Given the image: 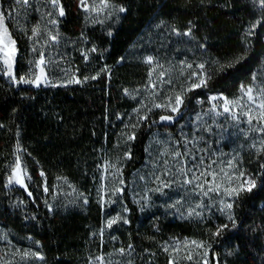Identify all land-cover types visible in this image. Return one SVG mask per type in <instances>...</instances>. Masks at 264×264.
I'll use <instances>...</instances> for the list:
<instances>
[{"label": "trees", "instance_id": "1", "mask_svg": "<svg viewBox=\"0 0 264 264\" xmlns=\"http://www.w3.org/2000/svg\"><path fill=\"white\" fill-rule=\"evenodd\" d=\"M71 1L63 0L68 14ZM110 2L125 11L118 12L110 29L89 30L87 39L95 58L89 63L76 60L82 83L34 86L0 76V229L4 241L22 253L39 249L44 264H91L87 249L91 244L99 246L107 209L117 201L107 194L103 180L104 167L111 162L119 165L123 181L119 200L127 209L123 213L128 221L121 222L117 236L124 246H132L133 264H147V254L162 233L209 241V264H264V152L237 144L240 161L254 172L256 187L234 197L231 209L202 219L152 218L134 194L142 182L138 172L157 134L176 133L195 108L196 99L206 100L210 94L235 97L264 65V8L257 0ZM258 20L261 23L248 36ZM189 29L191 34L184 35ZM77 37L70 35L73 40ZM157 46L166 49L164 59L178 51L182 57H193L192 62L205 64L210 76L206 87L185 95L179 113L153 107L133 90V83L147 75L149 64L144 58ZM73 47V42L67 44L68 50ZM136 51L139 58L134 56ZM239 56L244 59L227 72L216 70L219 65L214 61L223 63ZM23 57L21 52L16 60L17 79L26 68ZM95 64L101 66L100 74L92 70ZM52 72L60 73L58 67L54 71L48 67L50 76ZM162 116L173 119L162 121ZM133 134L135 139L129 140ZM17 155L31 180H25L26 188L8 189L5 179ZM61 190L82 194L81 206L49 208L42 194ZM222 225L227 227L214 235ZM30 257H21L20 264H32Z\"/></svg>", "mask_w": 264, "mask_h": 264}, {"label": "rangeland", "instance_id": "2", "mask_svg": "<svg viewBox=\"0 0 264 264\" xmlns=\"http://www.w3.org/2000/svg\"><path fill=\"white\" fill-rule=\"evenodd\" d=\"M87 4L89 5L88 10L81 6L80 0H72L69 6L71 13L68 14L63 0H59V3L55 6L51 0H29L26 5L23 3L17 4L16 0H0V12H3L7 17L5 23L12 39L16 42L17 51L13 58V74L15 75L16 60L20 57V53L24 52L25 57L23 59L26 62V68L22 76L27 79H34L35 75L40 74V67L37 66L36 62L43 53L45 64L42 67L44 68L46 81L40 85L67 86L71 84L68 83L69 80L78 79L77 74L80 68L76 60L81 61L82 59L83 63H89L92 61L91 58H95L93 56L95 52L91 51L93 49L92 42L87 39L89 30L97 28V26L110 29L112 21L118 15V7L113 2H110L109 7L99 12L91 11V8L93 6L99 8L101 0H87ZM60 8L64 10L63 16L59 15ZM34 26L39 28L36 35H33L32 31ZM70 35L78 37L73 40ZM53 36L56 37L55 40H52ZM17 40L22 44L25 43V47H19ZM69 42L74 43V47L70 50L67 48ZM151 50L152 55L149 54L146 57H153V61L149 64L147 75L133 83L134 93L139 96V99L152 106L154 104L168 105L170 102L174 106L177 94L191 88L193 83H198L197 79L192 77V73L198 70L196 68L198 61L192 62L193 57H182L183 55L181 56L179 51L169 53V58L164 59L163 56L167 52L162 46H157L156 49ZM85 54H87V59H85ZM3 55V52H0V69H3V71H0V76L15 82L4 74L7 69L3 65ZM134 56L139 58V51H136ZM195 62L197 65H195ZM188 65H192V67L189 68ZM48 67L51 71L58 67L60 73L52 72L50 76ZM100 67L99 64H95L92 70L96 74H100ZM150 72H152L151 76H149ZM161 72L164 73L163 77L160 76ZM254 75L257 78L254 80L252 77L251 82L245 84V86L251 85L257 90L264 87V65ZM161 80L170 81V83H161ZM243 95L240 88L235 97L227 98L233 100ZM212 96L226 97L222 94H210L206 100L196 99L195 108L187 115L185 122L176 133L162 131L152 140L147 161L138 172L142 182L134 192L137 200L147 206L150 217L197 218L188 216V212L195 208L197 212L201 213L199 218L202 219L209 214L221 211L220 209L224 207L221 203L222 200L232 203L234 197L224 196L223 189H221L219 195L211 193L209 196H203L199 190H195V183L192 185L182 183L184 179L191 178L193 172L199 174L200 171L208 169L209 165L211 168L208 170L220 173V169L225 168L227 162L236 157V168L235 170L227 169L229 174L239 176L240 171H243L245 177L255 180L254 172L247 169L245 163L240 161L237 151L239 146L237 144L256 150L252 145L259 146L260 141L264 139V132L253 130L254 127L260 126L257 120L253 119L252 123L249 124L248 117L242 114L252 108L251 114L255 117L258 113L259 99L256 100L255 104H252L247 101V97H244L242 104L230 106V111L225 113L223 111V100H210L209 98ZM213 104L217 106L216 109L209 111L212 109ZM163 108L171 109V107ZM198 115L200 119H197ZM174 152H180L181 156H174ZM201 159L203 160L202 164L200 163ZM165 161H167V164H165ZM14 163L15 161L12 165ZM23 165L25 164L23 163ZM118 166V164L110 162L104 167L103 180L107 194L116 198L117 201L107 209V215L101 229L103 237H101L99 246L91 244L87 249L88 260L91 264H133L134 261V251L129 246H124L123 241L119 240L117 236L119 225L123 220L107 227V222L118 215L124 218L123 212L125 210L121 200H119L121 192H115L116 189L123 188ZM181 167L186 170L185 173L177 171ZM188 169H193V172H187ZM10 175L11 169L5 179L8 189L18 185L8 184ZM27 176L30 177L28 169ZM157 176L163 182H171L172 186L164 188L163 192L155 191L156 188L162 186L160 181L156 180ZM245 177H240L239 181L234 179L232 186L238 187ZM25 180L30 181L31 179ZM70 189H67V191ZM42 198L49 208L59 211L79 208L82 194H65V191L61 190V192H53L52 194L44 193ZM177 201H180V203L177 204ZM198 204L202 207L197 208ZM170 205H175V207H170ZM0 237H3L1 229ZM185 239L201 241L204 244V248L196 250L192 261L184 258L188 249L182 248L179 252H172L171 249L165 251L166 244ZM4 240V237L0 238V264H20V258L23 257L21 249ZM156 240L153 245L154 250L149 251L147 254V264H170V260H175L176 264H204L205 260L209 261L208 253L211 243L207 240L177 235L170 236L166 233L160 234ZM120 249H124V252L121 253ZM205 251L207 256L204 255ZM31 253H39V256L42 257L37 248L32 249ZM31 257L32 264H44L42 259L37 256L31 255ZM96 257H101V259L97 260Z\"/></svg>", "mask_w": 264, "mask_h": 264}, {"label": "snow or ice", "instance_id": "3", "mask_svg": "<svg viewBox=\"0 0 264 264\" xmlns=\"http://www.w3.org/2000/svg\"><path fill=\"white\" fill-rule=\"evenodd\" d=\"M52 4L55 6L59 3V0H51ZM255 3L256 0H253ZM259 6L261 8H264V0H258ZM17 4L23 3V4H28L29 0H16ZM80 4L82 7H84L86 10H88L89 5L87 4V0H80ZM110 6V0H101V6L99 8L93 6L91 8V11H96L99 12L103 10L104 8H107ZM118 12H124L125 8L120 6L117 8ZM59 15L63 16L64 15V10L63 8H60ZM7 17L4 15L3 12H0V52H3V65L6 67L7 71L4 73L5 75L9 76L13 81L17 83H24V84H33L36 86H39L42 82L46 81V77L44 76V68L42 67L45 64V59H44V54L41 53L40 59L36 62L37 66L40 67V74L35 75L34 79H27L25 76H20L18 79L17 77L13 74V58L16 55V47H15V40L12 39L9 30L7 28V25L5 23ZM55 23V21H53ZM261 21H257L255 24L251 26V29L248 30L246 33L248 36L253 35V31L257 24H260ZM33 35H36L39 32L38 26L33 27ZM175 31V29H173ZM191 34V29L188 30V32H185L184 35H190ZM31 39V37H29ZM56 37L53 36L52 40H55ZM35 51V49H33ZM91 51H95V49H91ZM87 54H85V59H87ZM243 56H239L234 60H230L227 62L221 63L220 61H214L213 63H216L219 65V67L216 69L218 72H227L229 69L235 67L236 64H238L241 60H243ZM153 61V57H146L145 58V63L151 64ZM189 68L192 67V65H188ZM199 71H194L192 73V77H195L198 80V83H193L191 85V88L185 89L183 92L177 94L175 96V101H174V106H172L171 102L168 105H160V104H154L153 107H171V111L173 113H179L180 111V106L184 104V99H185V94L187 91H191L192 89L195 88H200V87H206L208 79L210 78L208 71L206 70L205 64H199L196 66ZM0 71H3V69H0ZM103 71V70H102ZM152 75V72L149 73V76ZM160 76L163 77L164 73L161 72ZM257 77L254 75L253 79L255 80ZM89 77H85L84 80H88ZM91 79H96V77H91ZM83 81L80 79H72L69 80L68 83H82ZM161 83H170V81H164L161 80ZM127 92V90H125ZM241 91L243 92V96L235 98L233 100H229L227 97H217V96H212L209 99L216 101V100H223V111L225 113L230 111V106L242 104L244 97H247V101L255 104L256 100L259 99V104H258V113L255 117L251 114L253 109L249 108L248 111L243 112L242 114L248 117V123L251 124L253 119H256L258 124H260L259 127H254V131L257 132H264V87H261L260 89H256L254 86H245L241 85ZM254 92L256 93L254 95ZM216 105L213 104L212 109L209 111H214L216 109ZM137 111V110H133ZM140 120L145 119V117H140ZM162 121H171L173 119L172 116H162L160 118ZM197 119H200V116H197ZM235 119V117H233ZM133 127H136V125H133ZM129 140L135 139V134L128 136ZM187 143V141H186ZM252 147L256 148L257 152H264V139L260 141V145H252ZM19 151V147L17 149ZM174 156L179 157L181 156L180 152H174ZM236 157H233L232 160H229L227 162V165L225 168L220 169V173L223 175L221 176L220 173H217L216 171L208 170L211 168V166H208V169L204 171H200L199 174H196L193 172V169H188L187 172H193V175L189 179H184L182 183L184 185H192L195 183V190H199V192L203 196H209L211 193H217L218 195L221 193V189H223V195L227 197H238L241 193L243 192H251L253 188L256 187V181L251 178L245 177V173L243 171H240L239 176H235L234 174H229L227 169H233L235 170L236 168ZM200 163H203V160L201 159ZM165 164H167V161H165ZM262 168H264V165H262ZM180 173H185L186 170L181 167L177 170ZM169 174V173H166ZM43 172H41V176H43ZM240 177H245V179L239 183L238 187H233L232 186V181L235 179L237 181L240 180ZM25 179H30V177L27 176V168L25 165H23L22 158L21 156L17 155L16 160L14 165L11 166V175L8 177V184L13 185V184H18L22 187H27L25 185ZM157 181H160L161 187H158L155 189V191L158 192H163L164 188H169L172 186L171 182H163L160 180V177H156ZM123 183V181H121ZM45 191H48L47 188L44 189ZM121 189H116L115 192H119ZM31 195V193H29ZM177 204L180 203V201L176 202ZM221 203L224 205L223 208L220 210L223 212L225 209H231L233 207L232 203H227L225 201H221ZM170 207H175V205H170ZM197 208L202 207V205H197ZM127 209H125L126 211ZM189 217H197L199 218L201 216L200 212H197L195 208L191 209L188 212ZM231 219V216L229 217ZM123 220L124 223H128L126 219H124L121 216H117L107 222V227H111L113 224L117 223V221ZM227 227L226 225L220 226L216 233L214 235H219L220 232L223 230V228ZM103 231V230H102ZM3 238V237H0ZM132 246L129 245V248ZM182 248L188 249L186 256L184 257L185 259L192 261L194 259V253L196 252L197 249L204 248V244L201 241H195V240H175L170 244H166L165 246V251H169L171 249L172 252H179ZM120 252L123 253L124 249H120ZM23 256H37L40 259H43V257L39 256V253H31V252H24L22 253ZM204 255L207 256V252H204ZM97 260H100L101 257H96ZM170 264H176L175 260H170ZM204 264H208V261L205 260Z\"/></svg>", "mask_w": 264, "mask_h": 264}]
</instances>
